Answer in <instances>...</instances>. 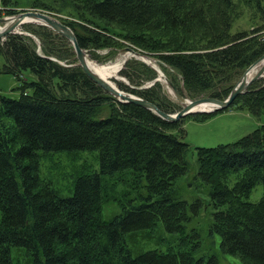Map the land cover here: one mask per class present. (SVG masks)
I'll return each instance as SVG.
<instances>
[{
	"label": "trees",
	"instance_id": "1",
	"mask_svg": "<svg viewBox=\"0 0 264 264\" xmlns=\"http://www.w3.org/2000/svg\"><path fill=\"white\" fill-rule=\"evenodd\" d=\"M0 4L7 14L24 6L55 14L99 61L126 47L147 53L189 98H226L264 54V0ZM245 9L252 27L232 32ZM25 30L41 52L18 32L0 43L4 72L21 82L17 97L0 92V264H220V253L264 264V76L225 109L246 110L261 123L234 142L195 146L197 169L184 187L191 147L182 139V117L166 121L119 101L77 64L65 36L32 22ZM119 74L126 80H114L119 88L175 112L161 82L144 86L157 77L150 65L130 57ZM79 151L97 152L99 168L78 174L72 193L61 196L40 176L41 153ZM259 183L262 194L250 201ZM109 202L119 211L103 218Z\"/></svg>",
	"mask_w": 264,
	"mask_h": 264
},
{
	"label": "rangeland",
	"instance_id": "2",
	"mask_svg": "<svg viewBox=\"0 0 264 264\" xmlns=\"http://www.w3.org/2000/svg\"><path fill=\"white\" fill-rule=\"evenodd\" d=\"M2 5L0 4V9ZM14 6H9L12 8ZM6 8V7H5ZM26 9H32V7L24 6L22 8H18L17 10L23 11ZM38 9L39 8H35ZM3 10V11H1ZM0 10V18H6L10 15L4 12V9ZM46 11V10H44ZM49 12V11H48ZM248 11L245 9V14L237 19H235L231 26V31L239 29H248L251 28L252 22L247 18ZM29 22H24L19 24L13 31L18 32L24 35H30L33 38V41L38 45V40L34 36H32L28 31L25 30V24ZM34 23V22H32ZM8 24L6 22H0V27H3ZM38 24V23H37ZM4 25V26H3ZM4 37H0V43L2 42ZM131 47H126L122 50H119L114 57L111 59H106L105 61H99L97 59L91 58L89 54L86 53L87 60L95 63V64H107L115 66L116 69L113 73V76L109 78L110 82L116 84L114 81L121 80L126 82L125 78L119 74V71L123 67L124 62L130 58L135 57L141 61H144L152 68L157 71V77L160 73L166 77L165 72L161 69L160 65L156 61L154 57L149 56L147 53H138L134 54L126 49ZM38 52L40 51L39 46L36 47ZM133 50V49H132ZM134 51V50H133ZM100 54H106V50H99ZM5 62L4 55L2 51H0V92L8 97H17L19 95L20 80H18L12 73L4 72L3 65ZM78 64V63H77ZM24 75L27 78H31L32 74L29 70L24 72ZM241 76V75H240ZM156 77V78H157ZM262 77V76H261ZM167 78V77H166ZM168 79V78H167ZM169 80V79H168ZM154 81L161 82L163 90L167 94L168 98L171 99L174 103L178 104L176 110H178L181 106V102L175 93L169 90L167 86V82L164 79L161 80H153L147 81L144 83V86H149L154 83ZM153 82V83H152ZM179 88H182V81H178ZM117 86V84H116ZM118 87V86H117ZM121 89V88H120ZM122 90V89H121ZM179 90V89H178ZM186 98L185 94H183ZM191 99V98H190ZM229 107V106H228ZM227 107V108H228ZM226 109V108H225ZM219 110L214 111L216 113L212 114L210 117L205 120H196L192 118L190 115L183 116L182 120V128L184 129L182 139L189 143L191 149L189 150L187 157L190 162L189 168V176L187 175L185 179L182 180V185L185 187V184L192 180L191 176L196 172V152L195 146H215L218 144L231 143L239 139L240 137L248 134L252 130H254L262 121L261 117L250 114L246 110H235V109H227V110ZM175 110V111H176ZM194 113V112H193ZM173 132H177V130H172ZM97 152L90 151H79V152H42L40 157V176L46 180H49L53 186V188L61 195L68 196L72 193L73 182L78 174L81 172H87L89 170H98L99 161L96 157ZM262 194V184H257L251 191L248 199L250 201H256L260 198ZM119 211V208L115 203L109 202L103 205L102 208V216L103 218H108L111 214ZM199 220L202 221L201 218ZM216 245L218 248L219 236L215 235ZM207 248V247H206ZM13 259L16 263L15 259V248L12 250ZM220 264H242V262L235 256H230L227 254H219ZM20 264L24 262L19 261Z\"/></svg>",
	"mask_w": 264,
	"mask_h": 264
},
{
	"label": "water",
	"instance_id": "3",
	"mask_svg": "<svg viewBox=\"0 0 264 264\" xmlns=\"http://www.w3.org/2000/svg\"><path fill=\"white\" fill-rule=\"evenodd\" d=\"M30 19V20H27ZM10 22L9 25H5L4 28L0 31V37L4 36L8 33L14 32L13 30L21 23L24 22H36L45 26L50 27L54 31L62 34L65 36L73 45V49L75 52V57L77 59L78 65L82 68V70L87 74L89 78H91L93 81H95L97 84H99L105 91L116 97L121 102H133L138 105H141L145 108H148L152 110L154 113H156L158 116H160L162 119L166 121H177L182 116L193 112L192 108L196 105H199L201 103H212L214 106L213 108H209L207 110L201 109L198 112H213V111H219L227 108L233 101V99L241 92H243L248 85L255 79L264 76V54H262L259 58H257L252 64H250L241 74V76L236 81L235 85L230 90L228 96L224 99L215 98L212 96H203L198 97L194 99H188L186 98L181 92L178 90V88L165 76H163L162 73L159 74L157 78L154 80H161L164 79L165 82L169 85V87L172 89V91L175 93V95L178 97V99L181 102L180 108L173 112H165L161 109H159L155 104L152 102L143 99L133 93L125 92L118 87H116L113 83L110 81H107L98 75H96L88 66L87 63V57L85 51L79 47L75 35L72 32V30L69 28L68 25H66L64 22L59 20L55 15H53L51 12L44 11V10H38V9H26L23 11H20L16 13L13 16L0 18V22ZM127 51L135 53L132 49L127 48ZM261 63L259 68L256 69V71L252 74V76L247 77V73L251 70V68L257 64ZM153 83V82H152Z\"/></svg>",
	"mask_w": 264,
	"mask_h": 264
},
{
	"label": "bare ground",
	"instance_id": "4",
	"mask_svg": "<svg viewBox=\"0 0 264 264\" xmlns=\"http://www.w3.org/2000/svg\"><path fill=\"white\" fill-rule=\"evenodd\" d=\"M27 20H30V19H27ZM12 21H10V22H8V25L11 23ZM4 26V25H3ZM3 29V27H0V31ZM84 50V49H83ZM85 51V50H84ZM86 53V52H85ZM87 63H88V66H89V68L96 74V75H98L99 77H101V78H103V79H105V80H107V81H110L109 80V78L111 77V76H113V73H114V71H115V69H116V67L115 66H112V64L111 65H107V64H95V63H93V62H91V61H89V60H87ZM260 64L261 63H257V64H255L252 68H251V70L247 73V77H250V76H252V74L256 71V69L257 68H259V66H260ZM95 82V81H94ZM112 83V82H111ZM99 85V84H98ZM115 86H116V84H114ZM117 87V86H116ZM168 88H169V90L171 91V89H170V87L169 86H167ZM119 88V87H118ZM120 89V88H119ZM124 91V90H123ZM126 92V91H125ZM113 96V95H112ZM201 97H203V96H201ZM116 98V97H115ZM198 98V97H197ZM117 99V98H116ZM188 99H190V98H188ZM191 99H194V98H191ZM213 104L212 103H207V104H205V103H201V104H199V105H196V106H194L193 108H192V110H193V112H198L199 110H201V109H205V110H207V109H209V108H213ZM193 112H191V113H193ZM214 112V111H213Z\"/></svg>",
	"mask_w": 264,
	"mask_h": 264
}]
</instances>
